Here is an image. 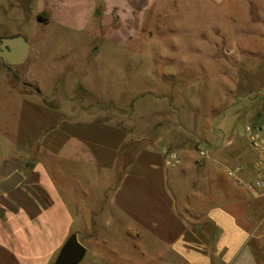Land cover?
<instances>
[{
    "label": "crops",
    "instance_id": "obj_1",
    "mask_svg": "<svg viewBox=\"0 0 264 264\" xmlns=\"http://www.w3.org/2000/svg\"><path fill=\"white\" fill-rule=\"evenodd\" d=\"M29 1L37 16L48 14L47 27L89 32L96 45L86 55L91 59L100 56L102 44L128 46L139 38L156 0ZM16 35L0 33V40ZM29 43L21 64L52 60ZM86 75L60 104L40 91L20 93L13 131L0 127V184L14 171L24 176L15 189H0V264H54L75 232L90 253L85 264H264V196L229 177L231 166L216 187L219 194L209 181L207 193L188 198L181 211L170 185L177 177L164 163L170 143L139 150L118 175L131 131L107 114L93 118L104 97ZM106 99L112 102V96ZM109 107L119 108L104 109ZM81 176L94 177L97 188L88 189ZM77 185L83 197L73 205Z\"/></svg>",
    "mask_w": 264,
    "mask_h": 264
},
{
    "label": "rangeland",
    "instance_id": "obj_2",
    "mask_svg": "<svg viewBox=\"0 0 264 264\" xmlns=\"http://www.w3.org/2000/svg\"><path fill=\"white\" fill-rule=\"evenodd\" d=\"M0 7V33L21 34L53 55L17 65L0 58V127L13 131L20 93L40 91L60 104L87 74L104 97L93 118L107 114L128 127L131 155L156 142L179 153L181 163L166 169L178 179L170 185L181 211L188 198L207 193L209 181L219 194L226 169L253 158L245 128L264 120V0H156L139 38L128 46L102 44L91 59L89 32L47 27L29 0H0ZM113 105L119 108L104 109ZM68 162L59 161L72 167ZM81 177L88 189L97 188L94 177ZM82 191L74 188L71 204ZM88 260L89 252L81 264Z\"/></svg>",
    "mask_w": 264,
    "mask_h": 264
},
{
    "label": "water",
    "instance_id": "obj_3",
    "mask_svg": "<svg viewBox=\"0 0 264 264\" xmlns=\"http://www.w3.org/2000/svg\"><path fill=\"white\" fill-rule=\"evenodd\" d=\"M30 43L21 34L5 37L0 40V58L11 65L23 63L29 53ZM34 163H31L33 165ZM24 181L20 171H14L0 184L2 191H11ZM87 252L86 247L79 241L75 232L67 239L61 248L54 264H79Z\"/></svg>",
    "mask_w": 264,
    "mask_h": 264
},
{
    "label": "built area",
    "instance_id": "obj_4",
    "mask_svg": "<svg viewBox=\"0 0 264 264\" xmlns=\"http://www.w3.org/2000/svg\"><path fill=\"white\" fill-rule=\"evenodd\" d=\"M245 132L256 157L250 162L231 167L227 175L238 179L253 195L264 196V120L260 123L248 124ZM199 155L201 157L206 155L203 148L199 149ZM164 163L169 168L177 167L181 163L179 153L176 150L168 151ZM248 174L251 175L250 179H246Z\"/></svg>",
    "mask_w": 264,
    "mask_h": 264
},
{
    "label": "trees",
    "instance_id": "obj_5",
    "mask_svg": "<svg viewBox=\"0 0 264 264\" xmlns=\"http://www.w3.org/2000/svg\"><path fill=\"white\" fill-rule=\"evenodd\" d=\"M38 18L40 21L44 22V21H47L48 20V14L44 13V14H40L38 15ZM130 143H126L123 147H122V150H121V153H120V161H121V158L122 156H126V161H125V164H124V167L127 166L130 162H132L133 158H134V155H131L130 153Z\"/></svg>",
    "mask_w": 264,
    "mask_h": 264
}]
</instances>
